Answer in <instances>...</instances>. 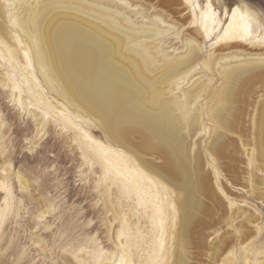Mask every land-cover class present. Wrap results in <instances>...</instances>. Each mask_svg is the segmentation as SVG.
Returning a JSON list of instances; mask_svg holds the SVG:
<instances>
[{
    "label": "rangeland",
    "instance_id": "374dc122",
    "mask_svg": "<svg viewBox=\"0 0 264 264\" xmlns=\"http://www.w3.org/2000/svg\"><path fill=\"white\" fill-rule=\"evenodd\" d=\"M54 1H60L52 8L54 15L64 13L70 3ZM188 1L197 17L206 1L221 19L237 8L250 22L246 42L264 47V0H182ZM155 2L133 0L129 5L134 11L141 5L145 7L141 13L149 19L158 16L156 8L151 7ZM38 3V0H0L6 11L5 17L0 18L3 33L14 38L0 35V264H176V261L220 264L217 255L222 256L220 261L225 256L224 264H264V168L259 164L261 160L264 163V154L258 153L260 133H255L259 130L254 131L255 124L250 120L253 115L258 117L257 106L264 102V93L257 90L244 96L242 117L246 119H242L239 131L242 140L232 134L231 140L236 141L232 140L229 148L235 144L234 153L230 148L231 156L221 158L222 162L218 160L222 168L206 154L218 205L205 199L208 205L211 203L213 214L202 217L203 225L200 223L195 232L199 235L193 234L188 239L189 247L179 244L177 248L174 244H177L179 214L176 201L173 204V199H177L176 189L169 186V190L154 176L150 181L158 192H149L138 158L116 142L108 134L104 121L63 85L40 40L36 20ZM164 9L171 14L160 17L166 29L159 38L169 52L180 54L186 50L182 41L183 20L170 7ZM205 41V64L199 62L193 70L200 69L204 74L203 85L196 92L202 108L203 94L218 81L217 64H212L208 56L220 44V33ZM120 52L128 55L123 46ZM188 57L186 53L173 60L169 72ZM191 76V72L184 74L176 83L182 101ZM34 90L38 97L32 95ZM249 128L253 129L252 133ZM79 132L90 137V148ZM204 134L194 138L193 153L198 148V139L203 136L208 139L212 131ZM242 143L247 147L240 146ZM106 154L136 172L135 180L141 192H136L131 183H124L128 177L126 170L120 173L121 167L117 170L105 165L102 155ZM146 158L157 164L163 162L160 158ZM230 162L236 169H231ZM214 228L218 229L216 233Z\"/></svg>",
    "mask_w": 264,
    "mask_h": 264
},
{
    "label": "bare ground",
    "instance_id": "6f19581e",
    "mask_svg": "<svg viewBox=\"0 0 264 264\" xmlns=\"http://www.w3.org/2000/svg\"><path fill=\"white\" fill-rule=\"evenodd\" d=\"M38 1L39 9L36 11V20L39 23L38 33L55 73L70 93L72 92L104 121L108 134L125 150L138 158L149 192H158L151 185L150 179L154 176L168 189L169 186L176 189L177 199H173V204L176 201L179 221L176 222L177 244L174 245L180 244L184 247L189 244L188 239L193 234L194 237L195 234L199 235L195 232L199 224L203 222L202 217L213 214L211 203L207 204L208 200L218 205L214 187H212L211 172L205 160L206 154L217 162L220 169L222 168L223 165L218 160L230 157L229 149L235 146L233 143L234 145L229 148L231 141L234 140L230 137L235 134V138H242L239 131L242 121L246 119L242 117L244 115L242 110L245 107L244 96H249L257 90L264 93V47L253 46L246 42L250 23L247 15L234 8L226 19H221L217 16L212 4L206 1L200 17H197L189 6L190 1L184 3L182 0H157L151 7L156 8L158 16H152L149 19L142 15L141 11L145 8L142 5L139 10L131 9L129 4L133 0H121V2L119 0H67L70 3H67L66 11L54 15L55 9L52 8L60 1ZM25 4L22 5L25 7ZM164 7H170L183 20L181 25L185 26V30L182 41L186 50L180 54L169 52V48L163 46L164 41L159 38L166 29L160 22V17H169L171 14L166 13ZM5 13L3 5L0 4V18L5 17ZM3 29L4 25L0 21V35L4 34L10 40L14 39L12 35L3 33ZM216 32L220 33V44L208 57L212 64H217L218 81L208 93L203 94L204 108H202L199 101L197 102L196 92L198 86L203 85L204 74L200 69L193 70L199 62L204 66L205 38L211 41ZM120 46H123L128 55L120 52ZM3 49L6 50L5 44ZM186 53H189L186 62L180 66H174V69L169 72L170 63ZM12 59L18 65L16 57L13 56ZM189 72L192 76L184 88L185 100L182 101L176 91V83ZM29 90L31 91L32 88L29 87ZM31 93L38 97L35 90ZM257 108L258 117L254 118L253 115V119L250 118L252 122L249 119L248 122L255 124L254 131L257 128L262 131L255 133H260L257 142L258 153L263 155L264 102ZM249 129L251 132L249 130L248 132L252 133L253 129ZM203 130L212 131V134L208 139L205 136L198 139V148L193 153L196 149L195 146L192 151L196 141L194 138L201 135L200 132ZM204 131L202 135L206 134ZM79 134L84 144L89 147L92 143L90 137L82 132ZM254 141L257 140L254 139ZM243 143L240 146L247 147ZM234 151L236 152V149ZM102 156L105 165L109 168L118 170L121 167L120 173H123V170L127 171L128 177L124 179V183L134 185L136 192L142 191L140 185L136 183L134 170L127 168L123 162L116 161L110 155ZM147 156L160 158L163 162L157 164L159 162L147 160ZM158 161L161 160L158 159ZM262 161L258 162L264 168ZM232 165L233 168L228 166L233 170L236 169L234 164ZM238 172L235 171L236 174ZM205 199H208L207 203ZM157 211L161 213L160 208H157ZM215 228L216 233L218 229ZM201 236L203 237V234ZM230 244L228 246L232 248ZM185 249L190 252L188 248ZM219 258L220 264H224L225 256L221 261ZM176 262L179 263V261Z\"/></svg>",
    "mask_w": 264,
    "mask_h": 264
}]
</instances>
